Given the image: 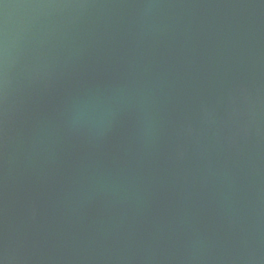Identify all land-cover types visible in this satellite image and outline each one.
<instances>
[{
  "label": "water",
  "instance_id": "95a60500",
  "mask_svg": "<svg viewBox=\"0 0 264 264\" xmlns=\"http://www.w3.org/2000/svg\"><path fill=\"white\" fill-rule=\"evenodd\" d=\"M0 264H264V0H0Z\"/></svg>",
  "mask_w": 264,
  "mask_h": 264
}]
</instances>
